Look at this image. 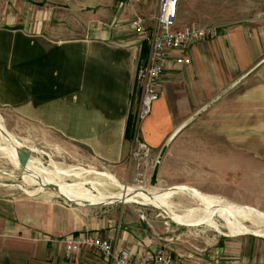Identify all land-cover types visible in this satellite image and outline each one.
<instances>
[{
	"label": "crops",
	"instance_id": "1",
	"mask_svg": "<svg viewBox=\"0 0 264 264\" xmlns=\"http://www.w3.org/2000/svg\"><path fill=\"white\" fill-rule=\"evenodd\" d=\"M159 4L0 0V69L12 62L13 85L28 86L31 120L86 147L115 172L136 176L137 136L151 148L149 182L178 184L172 187L264 214V0H180L177 26H215L218 35L195 44L188 63L169 59L161 96L130 139L127 126L142 97L138 69L149 56L132 22L142 16L153 27ZM0 79L9 83L1 70ZM79 215L83 220L76 221L53 203L0 198V264H110L96 250L68 253L42 237L85 230L135 257L162 247L188 263L202 257L264 264L260 236L170 246L144 229L116 225L110 215Z\"/></svg>",
	"mask_w": 264,
	"mask_h": 264
},
{
	"label": "rangeland",
	"instance_id": "2",
	"mask_svg": "<svg viewBox=\"0 0 264 264\" xmlns=\"http://www.w3.org/2000/svg\"><path fill=\"white\" fill-rule=\"evenodd\" d=\"M217 15L219 16L220 14ZM1 64L2 62H0ZM12 66V62H7L5 67L0 69L2 72L8 74L9 82L6 84L5 80L0 79L1 199L23 198L30 201L53 203L59 208L60 212L68 210L74 215L76 221L83 220L79 214H82L85 219L92 214H107L111 216L113 223L116 225L144 229L150 235L155 236V238H159L161 241L165 240L164 242L170 244V246H176L181 240L185 244H191L194 241L195 245H212L219 242L218 240L220 239L223 240L233 235L229 231L224 219L220 218L213 210L208 211L206 217L211 219L215 224L201 220L180 222L186 224L206 222L205 224L196 226H184L176 223V220L170 218L162 209L150 204L113 202L88 205L83 201L74 202L66 200L54 190L44 189L43 185L26 179L24 177L26 174L35 177V173L38 175L40 173L58 174L65 172L66 180L69 183L84 181L80 185V190L94 196L100 192L110 194L120 191L119 187H114L109 182L104 173H112L122 185H129L149 191L173 189L172 185H178L169 183L156 184L148 180V182L144 181L140 183L136 179V176L129 177L126 171L119 174L111 166L95 157L86 147L66 140L52 126L43 125L31 120L28 116V86L22 85L18 87L15 83L13 85ZM20 89L22 92L19 93L18 90ZM16 96L21 101L19 100L18 102ZM12 156L19 161L18 165L12 159ZM26 168L29 170H26ZM38 168L40 169L38 170ZM171 198V202L173 201L172 203L179 209L178 211L197 206V203L190 196L181 192L174 194ZM75 212H78V215ZM228 216L229 227L234 232L244 233L250 230H257L246 219H242L234 214H227L226 217ZM87 221L85 220L84 222L86 223ZM67 234H75V231ZM260 234L264 235V232ZM49 235L46 234L42 237H45L48 242L54 243L52 236ZM196 249L197 251L199 250L197 247Z\"/></svg>",
	"mask_w": 264,
	"mask_h": 264
},
{
	"label": "built area",
	"instance_id": "3",
	"mask_svg": "<svg viewBox=\"0 0 264 264\" xmlns=\"http://www.w3.org/2000/svg\"><path fill=\"white\" fill-rule=\"evenodd\" d=\"M179 4L180 0H160L153 27L147 26L142 16H137L132 22L142 42L149 45L148 59L139 66L137 74L138 83L142 87V97L134 121V135L141 122L150 116L154 102L161 96V81L169 59L174 57L179 64L188 63L190 61L188 52L195 44L213 40L218 35L215 26H201L196 23L177 26ZM134 140L132 156L136 165V179L140 183L147 182L151 148L137 136ZM52 240L56 244H63L68 253L84 249L96 250L110 264H216L202 257L194 258L188 263L185 258L176 257L170 250L164 248L135 257L128 249L119 248L112 240L90 230L75 234H59L53 236Z\"/></svg>",
	"mask_w": 264,
	"mask_h": 264
},
{
	"label": "bare ground",
	"instance_id": "4",
	"mask_svg": "<svg viewBox=\"0 0 264 264\" xmlns=\"http://www.w3.org/2000/svg\"><path fill=\"white\" fill-rule=\"evenodd\" d=\"M12 159L18 165L19 161L16 160L13 156ZM39 169L40 168H38V170ZM26 170L29 169L26 168ZM104 174L114 187L120 188V191H118L117 193L110 194L100 192L99 194L97 193L98 195H91L80 190V185L83 184L84 181L69 183V181L66 180L65 172H61L58 174L40 173L38 175H36L35 173L34 175L35 177H37L36 179L34 176H30L28 174L24 175V177L36 184L45 185L49 183H54L60 187V190L64 195L68 196L69 198H73L77 202L83 201L86 203L89 202L93 204H107L121 201L150 204L155 206L156 208H160L162 210L165 209V211H167L171 215V217L176 221L191 222L193 220H201L207 221L210 224L215 223L211 219L206 217V213L208 211L213 210L219 215L220 218L224 219L226 225L229 228V231L233 235L248 234L250 231H254L257 234L264 232V214L256 210L231 204L230 202L224 199H219L214 196H207L200 192H197L194 189L187 187L149 191L146 189L132 187L129 185H122L112 173ZM179 192L190 196L191 199L197 203V206L187 208L183 211H178L179 209L173 205V201L171 202V196L173 197L174 194ZM227 214H234L242 219H246V221H250L257 228V230H250L244 233L234 232L229 227V216L226 217Z\"/></svg>",
	"mask_w": 264,
	"mask_h": 264
},
{
	"label": "water",
	"instance_id": "5",
	"mask_svg": "<svg viewBox=\"0 0 264 264\" xmlns=\"http://www.w3.org/2000/svg\"><path fill=\"white\" fill-rule=\"evenodd\" d=\"M43 188L44 189H52V190H54L55 192H57L60 196H62L63 198H65L66 200H70V201H74V202H77L76 200H72V199H70V198H68L66 195H64L62 192H61V190H60V187L58 186V185H56V184H54V183H49V184H45V185H43ZM117 202H121V201H117ZM86 204H88V205H92L93 203H86ZM103 204V203H102ZM164 212H166V214L170 217V218H172L171 217V215L167 212V211H165V209L163 210ZM215 216V215H214ZM176 223H178V224H181V225H184V226H196V225H201V224H205L206 222H201V223H198V224H186V223H180V222H177L176 221ZM248 234H252V235H256V236H260V237H262V238H264V235H262V234H257V233H255L254 231H250Z\"/></svg>",
	"mask_w": 264,
	"mask_h": 264
},
{
	"label": "trees",
	"instance_id": "6",
	"mask_svg": "<svg viewBox=\"0 0 264 264\" xmlns=\"http://www.w3.org/2000/svg\"><path fill=\"white\" fill-rule=\"evenodd\" d=\"M127 129L128 138H132L134 135V122H129Z\"/></svg>",
	"mask_w": 264,
	"mask_h": 264
}]
</instances>
